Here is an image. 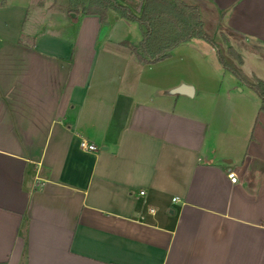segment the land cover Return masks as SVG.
Segmentation results:
<instances>
[{"label":"crops","instance_id":"obj_1","mask_svg":"<svg viewBox=\"0 0 264 264\" xmlns=\"http://www.w3.org/2000/svg\"><path fill=\"white\" fill-rule=\"evenodd\" d=\"M184 1L264 80V0ZM60 5L0 0V264H264L258 94L217 43L218 62L193 38L143 64L136 21Z\"/></svg>","mask_w":264,"mask_h":264},{"label":"trees","instance_id":"obj_2","mask_svg":"<svg viewBox=\"0 0 264 264\" xmlns=\"http://www.w3.org/2000/svg\"><path fill=\"white\" fill-rule=\"evenodd\" d=\"M68 12L78 15H98L105 23L110 10L121 17L139 23L142 39L137 44L124 41L138 61L153 64L171 56L172 51L193 38H202L216 46L202 20L198 6L184 0H144L141 13L137 15L127 4L120 0H67ZM242 61L241 56L230 49ZM218 58L223 67L253 89L261 99L260 111L264 112V80L248 81L242 73L225 60L218 50Z\"/></svg>","mask_w":264,"mask_h":264},{"label":"rangeland","instance_id":"obj_3","mask_svg":"<svg viewBox=\"0 0 264 264\" xmlns=\"http://www.w3.org/2000/svg\"><path fill=\"white\" fill-rule=\"evenodd\" d=\"M63 1V0H62ZM65 2H66V5H67V11H68V3H67V0H64ZM55 2H56V6L57 7H59V6H61L60 4H61V0H55ZM66 7V6H65ZM71 15V14H70ZM204 17H205V26H204V28H205V30H206V32L210 35V36H212L213 37V39L215 38V34H220V36H219V39H218V41L216 42L217 43V45L219 46V48H220V50H221V53H227V54H230V52L228 51V48H227V46H228V44H227V42L225 41V38H227V35H229V32H227V31H225L221 26H217L218 24L216 23V22H214V16L212 17V18H210L209 16H208V14H207V12H205L204 14ZM43 19H45V18H28V22H27V25L29 24V23H34V24H38L39 22H41ZM47 19V18H46ZM51 22H57L60 18H48ZM40 24H38V26H39ZM45 25V24H44ZM130 26H132L131 28H132V31L134 32V33H139V32H141V30H140V26H139V23L138 22H133V23H131V25ZM40 28H42L43 29V26H40ZM200 40V41H199ZM216 41V40H215ZM196 42H201L203 45H204V47H205V49H208V50H210L211 52H212V50H214L213 48V45L210 43V42H208V41H206L205 39H198V41H196ZM212 60H213V62H218V59H217V56H216V53H214V52H212Z\"/></svg>","mask_w":264,"mask_h":264},{"label":"built area","instance_id":"obj_4","mask_svg":"<svg viewBox=\"0 0 264 264\" xmlns=\"http://www.w3.org/2000/svg\"><path fill=\"white\" fill-rule=\"evenodd\" d=\"M81 147L83 150H86V151H95L97 149L94 144L90 143L86 139H83L81 141ZM228 177L232 183H238L239 182V176H238L236 171H230L228 174Z\"/></svg>","mask_w":264,"mask_h":264},{"label":"water","instance_id":"obj_5","mask_svg":"<svg viewBox=\"0 0 264 264\" xmlns=\"http://www.w3.org/2000/svg\"><path fill=\"white\" fill-rule=\"evenodd\" d=\"M71 16L76 18V13H71ZM193 92V88L191 86L182 85L176 89H174L171 93L172 94H186L188 96H191Z\"/></svg>","mask_w":264,"mask_h":264}]
</instances>
